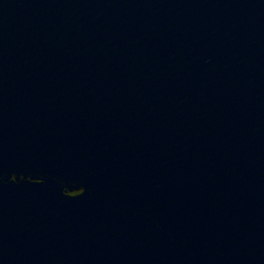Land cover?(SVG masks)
Here are the masks:
<instances>
[{
	"label": "water",
	"instance_id": "water-1",
	"mask_svg": "<svg viewBox=\"0 0 264 264\" xmlns=\"http://www.w3.org/2000/svg\"><path fill=\"white\" fill-rule=\"evenodd\" d=\"M0 264H264V0H0Z\"/></svg>",
	"mask_w": 264,
	"mask_h": 264
}]
</instances>
